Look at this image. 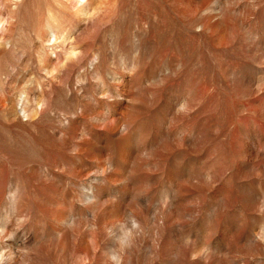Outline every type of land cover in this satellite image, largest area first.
Segmentation results:
<instances>
[{
	"label": "rangeland",
	"instance_id": "374dc122",
	"mask_svg": "<svg viewBox=\"0 0 264 264\" xmlns=\"http://www.w3.org/2000/svg\"><path fill=\"white\" fill-rule=\"evenodd\" d=\"M0 264H264V0H0Z\"/></svg>",
	"mask_w": 264,
	"mask_h": 264
}]
</instances>
